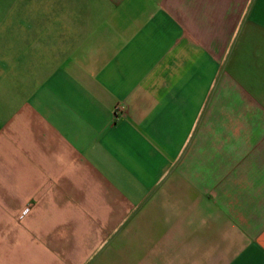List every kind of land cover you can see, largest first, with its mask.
Returning a JSON list of instances; mask_svg holds the SVG:
<instances>
[{
  "label": "crops",
  "instance_id": "obj_1",
  "mask_svg": "<svg viewBox=\"0 0 264 264\" xmlns=\"http://www.w3.org/2000/svg\"><path fill=\"white\" fill-rule=\"evenodd\" d=\"M0 264H264V0H0Z\"/></svg>",
  "mask_w": 264,
  "mask_h": 264
},
{
  "label": "built area",
  "instance_id": "obj_2",
  "mask_svg": "<svg viewBox=\"0 0 264 264\" xmlns=\"http://www.w3.org/2000/svg\"><path fill=\"white\" fill-rule=\"evenodd\" d=\"M122 110V105L117 104V106L115 107V112H119Z\"/></svg>",
  "mask_w": 264,
  "mask_h": 264
}]
</instances>
